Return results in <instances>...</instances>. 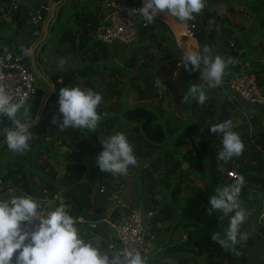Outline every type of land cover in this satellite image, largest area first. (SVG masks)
I'll return each instance as SVG.
<instances>
[{
    "label": "trees",
    "instance_id": "trees-1",
    "mask_svg": "<svg viewBox=\"0 0 264 264\" xmlns=\"http://www.w3.org/2000/svg\"><path fill=\"white\" fill-rule=\"evenodd\" d=\"M113 1L121 3L132 2V0ZM206 1L208 4V2L212 3L216 0ZM232 1L244 5V7H246L245 9L251 7V3L247 0ZM101 2L102 0H68L57 7L52 22L54 24H62L66 22V27L63 26L60 28L61 30L59 29V39L57 41L58 51L63 58L76 54V56L79 57V64L81 65L77 67H67L65 69H55L51 80L56 91H59L63 87H81L82 85L80 80L83 78L87 79L90 76L94 77L97 69L109 66L99 65L101 60L110 55V52L106 46L95 40L91 34V31L96 27L100 17L102 16ZM263 4L264 0H262L261 4L255 3L253 5L256 6V11L258 12L262 6H264ZM67 7L68 10H66ZM206 8L207 7H204V9L201 11L203 21L206 22L208 19L214 18V22H219L220 26L211 29L207 34H204L201 45L207 44L213 37L222 38L223 34L227 31H230V33L233 31V28L228 24V21L225 20L226 18L224 16H221L215 12H207ZM29 10V6L27 7L19 3L17 8L11 11L9 20L15 24V30L19 31L18 29L21 28V24L27 20ZM65 10L69 12L68 19L63 17V12ZM47 13L48 12L44 13V17ZM69 20L72 21V24ZM0 21H2V19H0ZM52 22L50 23L51 27L53 25ZM155 23L168 32V36L165 37V39H169L170 37L173 39L172 33L167 24L159 19H156L155 17L152 23H147L146 26L139 25L138 34L146 33L148 38H153V36H155V31H153ZM177 33H180V31L177 30ZM159 38V43L164 40L163 36ZM235 40L233 41V45H231V47H235L236 49L242 47L245 48V46H242L237 38ZM223 42L230 46L229 40L224 39V37ZM169 47L172 48V46ZM144 48H146V45L142 47L140 46L138 49H134L133 53L129 57L130 62L134 61L136 52L143 51ZM232 53H235V51ZM172 56V54L169 55V57L172 59H168L167 63L165 64H170L172 61H174ZM88 57L92 59V62L84 60ZM177 60H181V57L175 61ZM173 67L174 64L171 63V73L174 69ZM251 67H253V70L249 72L255 76L257 84L263 87L264 66L253 63ZM108 68L114 69L115 71L118 70L116 67ZM234 70H238L237 64L234 65L233 71ZM189 72L191 73V71ZM191 75L194 77L192 73ZM84 86L85 89H90V87L87 85ZM84 86L81 88H84ZM103 88L107 89L108 92L101 94L103 99L97 108L100 116L103 110L106 111L109 108L110 104L114 107L116 106L115 109H113L115 111V117H118L121 122H125L129 125L133 124V128L138 129L142 136L151 141L153 145L162 144L165 138V130L161 124V119L158 117L159 115L157 109L152 106H145L143 103L131 104V106L122 108L120 102L115 103V101L110 99L115 96L116 92H118L119 101L122 96L121 88L115 86L114 88L109 89L105 85H103ZM93 90L94 92H100L99 88H95ZM107 101L110 103L107 104ZM194 104V110H196L192 114L194 118L181 125L179 128L180 130L177 132L173 140V145L177 148H182V150L179 152V154L174 153L175 155L173 156V164L168 168L165 174L167 177L170 175L174 176V180L177 179L176 182H173L174 184H172L171 188L168 187L170 189V198L174 204L173 206L176 207L177 205L174 210L179 220H177L176 223H178V226L190 229L188 230V234L184 242L178 243L175 246V251L183 253L187 247L194 246L198 253L203 256L206 264H222V257L225 258L224 261L226 264H235L233 254L230 249L226 250L216 241H210L212 240L211 237L214 232L221 233L222 227L229 226V219L232 214H230L229 217H223L222 219V213L219 211H215L209 215L208 210L211 208V205H207L206 203L208 202L205 201V198H210L208 197V193L205 191V189L200 190L197 184H195L190 178L191 175L203 182L205 181L203 173H206L212 177V174L214 173L216 175L215 179L209 177L212 182L214 180L218 182H224L222 184L223 186L234 183L235 179H227L228 176L226 174L227 171L230 170L229 165H225L223 169H220L221 167L217 166L216 161L218 160L217 154L219 150L217 148L213 149L211 145L212 139L222 138V135L219 133L213 134L209 130L210 126L224 122L226 119L224 117V113L220 112L219 118L209 120L210 115L214 114L213 111L211 109L201 110L197 100ZM221 104L222 109H226L228 107V100L224 99ZM258 108L261 109L264 108V106H259ZM117 113H120L119 116H117ZM197 115L199 117L204 115L206 119L201 120L199 117H195ZM53 117L57 118V124H52ZM61 120L62 115L58 113L55 115L50 114L46 115L44 120L39 121L37 124L31 125L29 129L32 130L33 134L37 133L39 130L43 131V137L36 136L34 141L36 143H42L46 138L49 139V142H47L48 146L46 148H56L54 145H52L51 141H59L58 136L61 133V129H59L57 126ZM101 120L98 126L101 125V122L103 121ZM75 129L76 131L70 130L69 133H67V139L62 137L60 140L61 143L67 145V150L64 152L65 156L62 159L64 162V167L61 176L55 177L56 169L49 163H46V166L48 167L47 169L51 170L52 174L44 176L41 173H38L39 171H36V173H38L42 178L44 189H46L49 194L48 198L54 199L56 206H59L61 203H63L66 206L69 214L74 218H78L79 216H89L87 210L92 207L90 198L92 191L101 185L110 186L115 179L119 178L120 175L102 172L99 169L98 164L87 166L83 163L81 159L83 155L92 156L94 158L103 150V148L102 146H96V142L99 141V135L96 133L98 132V128L94 133L85 128ZM252 134L256 137L258 148L256 149L255 147L250 146V160L256 159V161L254 160L255 163L253 168L259 172L264 167V161L262 159H257L258 154L261 153L260 151L264 149V133L258 131L256 133L252 132ZM240 138L243 142L248 138V136L242 132ZM46 148L42 150L46 151ZM56 150H58V148ZM183 163L188 165V171L183 170ZM18 168L19 167L17 166L14 168L8 167L4 172H2L0 177L3 180V183L9 181L16 186H22L23 188L25 187L28 193L31 194V197L38 201L40 206L43 205L45 198L44 193L34 192V183L30 179V174L27 172V177L23 175L25 179H22L21 176L19 177L17 175ZM246 168L249 167L244 165L243 159L238 158L234 170L238 173V176H243L245 179L241 194L239 195V200L241 201L244 198L250 203L255 204L259 201L261 193L257 192V190L254 188V184H261L263 181H261L262 178L259 174L247 173ZM179 176L183 177L184 182H180ZM180 192H183L182 195L178 194ZM249 193L254 194L253 199L248 198ZM257 193L258 196L256 195ZM147 194V196L152 195L151 192H148ZM101 195L103 196V199L106 200L107 195ZM58 196H61L63 201H60ZM151 200L155 201L156 199L152 198ZM97 210L98 209H95L94 215L91 216L92 218H96L95 214L98 213ZM169 211L170 209H168V212ZM221 237L224 238L223 236ZM238 238L239 243L235 245L236 252L241 249L240 247L242 243L239 236Z\"/></svg>",
    "mask_w": 264,
    "mask_h": 264
},
{
    "label": "crops",
    "instance_id": "crops-1",
    "mask_svg": "<svg viewBox=\"0 0 264 264\" xmlns=\"http://www.w3.org/2000/svg\"><path fill=\"white\" fill-rule=\"evenodd\" d=\"M9 1L10 0H6L4 6L1 7L0 10H2L3 8L5 9L8 4L7 2ZM233 4L235 5V2H233L232 0H216L212 3L208 2V4L206 1L205 7H207L206 8L207 12H215L220 15L222 13L217 11V8L219 6L226 5L230 7ZM21 5H25L27 7L29 6L27 1H22ZM194 15H195V18L193 20L182 22V21H179L175 17L167 15L166 11L160 12L157 14L155 18L167 24V26L169 27L172 33L173 39L171 37L169 39H165V37L168 36V32L165 31L162 27H160L157 23H155V27L153 28V31H155L154 32L155 36L164 37V40L162 42L159 43L158 40L155 38V36H153V38L152 37L148 38L147 37L148 35L146 33L138 34L137 40L134 42L135 48L138 46L142 47L144 45L151 46L152 48L159 47L160 55L159 56L152 55L151 51H147L146 53H143V56L145 57V61H141V63H139L136 69H134V71L132 72L133 75L140 77L142 81L143 89L139 92V95L137 96L139 100L134 101L133 103H130V104L143 103L145 106L154 107L159 112L158 117L161 119V122L165 123L166 126H167L166 119L168 118L170 120H175L178 123L179 122L181 123L183 120H186L189 115L188 110H187L188 104L192 103L190 104L191 105L190 110L192 114L196 111L194 110L195 108L194 103L196 102L195 98L189 97V99L186 101L182 100L183 96L187 95L188 88L193 84H197L201 88H203V90L205 91V94L208 97V99L205 101L203 105L198 103L201 110L219 109L218 113L223 112L226 120H230V116L233 115L234 113L238 115H244L242 111L235 110L230 101H228V107L226 109H222L221 103L223 102V100L222 101L220 100L222 96L218 94L217 92H215L212 88H209L207 86V83L204 82L203 80H200L195 76L193 77L191 73L188 70H186L183 66L178 68L176 75L173 76V74L171 73V68H170L171 66L169 64H165L167 63L168 59H172L169 57L170 54L173 55L172 57L174 59V61H172L171 63L174 64L176 62L175 61L176 59L182 57L183 55H185L186 53L190 51H199L202 53V50L205 46L210 48L211 55L213 57H215L216 55H220L222 58H225V59L229 57L230 52L227 48V45L223 41L219 42L220 45L218 43L212 42V40L204 45H199L196 42V40L193 37V33L198 31L200 27H204V31H203V36H204V34H207L210 32L209 29L211 27L208 26L209 20L212 19V22H214L215 20L214 18H210L206 22H204L203 17H202V12L199 14H194ZM25 23H26V20L24 23L21 24V27H23ZM8 24L9 26L11 25V26H14L15 28V24L13 22H10L9 19L6 22V25ZM191 25H193L192 33L185 34L184 33L185 29L191 28ZM177 30H179L180 33H177ZM24 32L25 31L21 29H20V32L15 30L14 31L15 34L11 35L10 38H12L13 36H16L17 38L22 37L23 39V36L26 33ZM227 32L230 33V31H227ZM49 33L50 32H49V26H48L47 35ZM36 36L37 35H35V39H36L34 41L35 43L37 42V38H38V37L36 38ZM33 38L34 37L28 36L26 39H23L22 41L19 39L14 40L13 38V41L14 43L28 44L29 41L32 40ZM45 39L42 42H44ZM5 40L8 43V39L6 38ZM11 46L14 48L15 45H11ZM169 46H172V48ZM37 47L38 45L36 46L35 51H34V58L36 56L35 55L36 52H38L39 54V50ZM122 50H123V53H126L125 49H119L113 52L109 51L110 55L106 57L105 59L101 60L99 65H110V63L114 59L113 65L115 64L114 66L118 69L117 70L118 72L121 71V73H123V72H126V70L128 71V69L125 66L126 60L122 59V57H117L118 55L122 56V53L120 54ZM251 56H253L250 59L251 65H252L255 56L253 54H250L249 57ZM232 61L233 62L226 68L225 74L226 73L230 74L231 72L235 71V70L233 71V67L234 65H236L238 61L236 63H234V59H232ZM159 63L161 64L164 63V64H162L161 66H158V68L157 66L154 68V66ZM35 64H36V59H35ZM60 64H63V63H60ZM80 65L81 64H76L72 67H77ZM152 69H153V72H152ZM101 70L102 68L97 69L96 74H94V77H91V76L88 78L86 77L87 79L83 80V82L82 80H80L81 85L82 86L87 85L88 87H90L91 90L95 88H99L100 94H105L106 89L102 88L104 84L101 82V80H98L96 78V75H98V72L105 73L107 71V70H104L101 72ZM46 80L48 79L46 78ZM112 80H113L112 84L114 86H119L120 84L119 77L117 79L112 78ZM157 80L161 83L160 86H158ZM51 83L52 82H50V85H51L50 91L44 98L43 105L41 109L39 110V115H38L39 121L44 120L46 118V115H50V114L55 115L57 113L62 115L59 112V104H58L59 91H56L54 89V86L52 87ZM82 89H85V86ZM45 90H42V91L35 90L34 95L41 94ZM107 92L108 90L106 91V93ZM118 94L119 93L116 92L115 96L110 98L111 100L115 101V103H119ZM121 97L123 99V95ZM109 103L110 102L107 101V104ZM36 104H37V99H35V105ZM238 105H241V104L238 102ZM115 107L110 104L109 108L106 111L103 110L101 113V119L103 120L101 121L103 123L101 122V125L97 127L98 132L96 133L99 135V141L96 142V146H102L100 139L102 140L107 139L109 136L115 134L116 132H122L126 134V132L128 133V131H130L134 133L132 137L128 135H125V136L127 137L129 143L131 144L133 148V153L135 157L137 158L138 164L137 166L134 167L133 177L129 178L130 183L127 180V175H120L119 177H121L124 181V185H123L124 189H122L121 191L122 192L121 196L127 198L129 202H134L135 200H132L133 198L137 200L135 202V205L138 207L145 224L147 223L146 225L148 226L149 230L152 231L157 236L156 242L151 252V255L147 260V264H206L203 259V256L198 253V251L194 248V246L187 247V249L183 253L175 251V246L178 243L184 242L188 234V230L190 229L182 227V226H178V223L176 222L179 219L174 210L177 207V205L176 207H174L172 200L168 199V195L170 192V189L168 187L171 188L172 184H174L173 182L177 181V179H175L174 181V176L172 175L168 177L165 176L168 168L173 164V153H172V150L170 149V146L167 144L166 145H162V144L153 145V144H148L145 142L141 143L140 141L141 136L139 137L138 135L139 134L138 129L133 128L134 127L133 124L129 125L125 122L123 123L119 120L118 117H115V111L113 110L115 109ZM251 108H254V107H248L247 105L243 106V110L247 114H251L253 112H255V116H259V114H262V110H260V108L256 107L255 111H253V109ZM229 109L232 112L229 111ZM119 114L120 113H117V116H119ZM33 115H34V110H33V113L32 112L30 113V116L32 118H33ZM213 115L214 114H211L209 120L214 119L212 117ZM195 117H199V116L197 115ZM199 119L204 120L206 118L204 115H202L199 117ZM244 119L247 124V128L244 130L246 131L248 130L247 134H249L250 122L248 121V117L246 118L245 116ZM35 121L33 123H35ZM10 122L11 121L6 119L4 125ZM167 128L168 130L169 129L173 130L174 127L169 128L167 126ZM70 130L76 131L75 128L73 129L68 128L65 130H60L61 133L58 136L59 141L51 142L52 145L56 147L54 149H57L59 147L60 150H62L61 152L60 150H58L59 154L56 153L58 155V158L57 157L56 159L54 158L55 162H54L53 167H55L56 169L55 177H59L63 173L64 162L62 161V159L65 156L64 152L67 150V145L64 143H61L60 140L62 139V137H64V139H67L68 137L67 133H69ZM42 132H43L42 130H39L37 133L42 134ZM37 133L33 134L32 137L34 139ZM30 141H32V138ZM211 145L213 149L217 148L218 150H222V148L220 147L221 143L219 141L218 142L213 141ZM98 155H96V157L94 158L92 156H88L87 158H85L84 157L85 155H83L81 159L85 165H87L86 159H88L91 162L90 165H94L96 164V158ZM238 158L239 157H234L233 160L228 162L227 165H229L230 167L229 169H235ZM59 159H61V161H56ZM90 165H87V166H90ZM184 165L185 163L182 164V167ZM58 166H59V169H57ZM183 170L187 171L184 167H183ZM38 173H40V171ZM34 174H37V173L34 172ZM258 174L261 176L262 178L261 181H263L262 185L264 186V167L258 172ZM42 175L44 174L42 173ZM37 176L40 177L39 174H37ZM190 178L193 180L195 184H197V186H200L199 185L200 181L198 179H196L194 176H191V175H190ZM22 179H25V178H22ZM179 179L183 180V177ZM41 181H42V178H41ZM133 183H135V186L132 185ZM99 187L95 188V190H93L90 195L92 207H90L87 210L89 216H84V217L79 216L78 218H81V221H78V223L76 224V227L80 231V236L86 242H91L94 246L99 247L102 252H105L106 244L111 239L115 238L112 224H113L114 219L118 215V210L114 208L113 196L115 194H120V193L116 191V193L111 194V190L109 189L108 186H104V189L100 191ZM42 191L44 192V197H48L49 195L48 191L46 189H42ZM148 192L152 193L151 195L152 197L147 196ZM182 193L183 192H180L178 194L182 195ZM101 194L107 195L106 200L103 199V196ZM20 195H27L31 197V194L28 193L25 187L23 188L22 186H16L9 181L4 182L0 186V200H10L13 196H20ZM152 198L156 200L153 201L151 200ZM45 199L46 198H44V204L49 205V202H47V199L45 201ZM95 209H98L97 210L98 213L95 214L96 218H92L91 216L94 215ZM168 209H170L169 212H168ZM253 224H254L253 226L255 227V229L260 228V230L263 231L264 233V225H262L263 227L258 226L255 220H253ZM251 245L253 246L252 249L256 252V257L253 258L252 260L254 261L259 256V254L257 255V252L260 253L264 250L262 248L260 249V251H257L259 247L260 248L264 247V238H263V241L252 242ZM262 262L264 263V260L261 261V263Z\"/></svg>",
    "mask_w": 264,
    "mask_h": 264
},
{
    "label": "clouds",
    "instance_id": "clouds-1",
    "mask_svg": "<svg viewBox=\"0 0 264 264\" xmlns=\"http://www.w3.org/2000/svg\"><path fill=\"white\" fill-rule=\"evenodd\" d=\"M205 3L206 0H143V6L138 13L149 24L158 13L165 11L167 15L186 22L193 20L194 14L201 13ZM181 61L186 70H199L200 78L206 81L209 88L221 85L226 68L233 62L231 57H213L207 46L202 53H186ZM61 63L64 61L61 60ZM189 97L195 98L201 105L208 99L203 88L197 84L188 88L187 95L182 100L186 101ZM102 99L100 93L91 89H82L79 86L61 88L58 104L62 120L58 123V128H85L94 133L101 120L97 108ZM22 108L23 102H13L5 86L0 84V117H7L14 125L12 128H0V131L5 136L8 149L20 154L28 150L32 138L29 131L32 117L27 109L21 114ZM52 123L57 124L56 117H53ZM209 130L213 134L222 135V150L217 154L218 159L229 161L234 156L242 155L244 143L239 134L232 131L230 120L212 125ZM100 142L103 150L97 156L96 163L102 172L126 175L130 166H137V158L124 133L116 132L107 139H100ZM244 183V177L238 176L234 183L217 187L215 194L209 198V215L219 211L222 219L232 214L225 237L221 238L216 232L211 237L226 250L235 251V245L239 243L238 236L243 238L240 229L247 219V212L241 207L239 195ZM39 209V202L27 195L0 200V264H147L139 251L129 252L117 262L110 259L99 247L86 242L76 227L77 218L69 214L63 203L46 217L41 216ZM34 220L39 223L30 230L28 226Z\"/></svg>",
    "mask_w": 264,
    "mask_h": 264
},
{
    "label": "rangeland",
    "instance_id": "rangeland-1",
    "mask_svg": "<svg viewBox=\"0 0 264 264\" xmlns=\"http://www.w3.org/2000/svg\"><path fill=\"white\" fill-rule=\"evenodd\" d=\"M5 1L6 0H0V8L4 6ZM16 1H20V4L22 1H27L29 8H31L35 3H40V2H47V3H49V7H50L52 2H55L58 0H16ZM67 1L68 0H60L58 2V4L54 6L53 18L55 16L57 7L60 4H62L63 2H67ZM103 1L104 0H102V2ZM247 1L251 3L250 4L251 7H249L248 9H245L246 7H244V5H242V4H239L238 2L235 3V5L233 4L230 7L225 5V6H219L217 8V11L222 13L220 15L224 16L226 18L225 20L228 21V24L233 28V31L230 34L228 32L224 33L223 37H224V39L229 40V42H233L237 38L238 41L242 44V46H245V48L242 47V48L236 49L235 47H231V46L227 45V48L230 52L229 57L234 59V63H236L237 61L240 63H243L244 58L247 59L250 54H253L255 56L253 62H255L261 66H264V61L258 62L256 60V59L264 58V23H263V21H264V6H262V8L258 11L259 12L258 13L256 11V6L253 4H255V3L261 4L262 0H257V1L256 0H247ZM102 2H101V6H102ZM66 10H68V7L66 8ZM66 10L63 12L64 13L63 17L68 19L69 18L68 17L69 12ZM0 12H1V10H0ZM48 16H49V10L45 16V19L42 22L41 31L38 34L37 33L35 34V35H37L36 38L38 37L37 41L41 37V35L43 34V25H44L45 21L47 20ZM8 17H10V16H8ZM8 17L7 16L4 17L5 22H4V19H2V21H0V46L2 48H4V50L11 51V50H13V47L11 45H16V43H14V41H13V38H14V40L19 39L22 41L23 39H26L28 36L30 37V35L28 33L24 32L25 35L23 36V39H22V37L17 38L16 36H13L12 38H10L11 35L15 34L14 33L15 28H14V26H11V25H10L11 26L10 27L9 24L6 25V22L8 21V19H7ZM53 18L49 22V25L53 21ZM69 21L72 24V21L71 20H69ZM219 24H220L219 22H212V19L209 20L208 26L211 27L209 29V31L213 28L219 27L220 26ZM65 25H66V22H64L62 24H59V23L54 24L53 23L52 27L50 25L49 26V32L50 33L47 35L45 41L38 44L37 48L39 50V54H38V52L35 53V55H36L35 56V59H36L35 65L37 68H39L43 77H40V76L35 74V80L33 82V86L35 87V90H37V91H39V90L42 91V90H45L47 88L46 81H45L46 78L50 82H52L51 77H52L56 68L65 69L69 66L72 67V66L80 63L79 57H77L76 54L69 55V56L63 58L60 55V52L58 51L57 41L59 39L58 38L59 29L63 26L66 27ZM28 27L29 26L27 25V20H26L25 25L23 27L19 28V32H20V29L23 31H29ZM35 35H34V38L32 40H30L29 43L26 45V47L29 49V51H31V47L35 43L34 42L36 40ZM223 37L222 38L213 37L211 40H212V42L219 44L220 41H223ZM6 38L8 39V43L6 41H4ZM155 38L158 41L160 40V38L157 36H155ZM134 42L131 44H128V45L115 43V44H112L110 46H107V45L103 44L111 52L119 50V49H125L126 50V53H123V50H122L120 52V54L122 53V56L118 55L117 57H122V59L126 60L125 66L128 69V71L126 70V72L121 73V71L118 72V71H115L114 69L108 68V67H113V68L115 67L114 66L115 64L113 65V62H114V59H113L108 67L102 68L101 72L104 70H107L105 73L98 72V75H96V78L98 80H101V82L106 87H108L109 89H112L115 87L112 84V81H113L112 78H114V79H117L118 77L120 78L119 86H120L121 91H122L123 99L121 97L119 102H120L122 108H125L127 106H131L130 103H133L134 101L139 100V98L137 96L139 95V92L143 89L142 81H141L139 76L137 77L136 75H133L132 72L134 71V69H136V67L139 65V63H141V61H145V57L143 56V53L144 52L146 53L147 51H151L152 55H158V56L160 55V48L159 47L158 48H152L151 46L146 45V48H144L143 51L136 52L135 59H134L135 62L134 61L130 62L129 57L133 53V50L138 49L140 47V46H138L135 48ZM227 43H228V41H227ZM233 51H235L236 54L232 53ZM252 57L253 56L249 57V59H251ZM61 60L64 61L63 64H60ZM84 60H87L88 62L89 61L92 62V59L90 57L85 58ZM161 65H162L161 63L156 64L154 66V68L156 66L158 68V66H161ZM169 65L171 66V64H169ZM152 72H153V69H152ZM83 80H86V79L83 78L82 82H83ZM51 84L53 87L54 86L53 83H51ZM83 84H85V83H83ZM81 87H83V86H81ZM212 89L214 90V88H212ZM106 91H107V89L105 90V93H106ZM215 92H217L219 94L218 91H215ZM220 100L222 101V100H224V98L221 97ZM35 107H36L35 104L30 105V106H23V108L21 109V114L23 113L24 109H27L29 114L31 112L33 113V110H35ZM251 109H253V111H255L256 107L251 108ZM187 110H188L189 115H188L187 119L183 120L181 123H178L175 120H170L169 118L166 119L167 126L169 128L174 127L173 130H170V129L168 130L165 123H163V122L161 123L164 130H165V138L162 142V145H166V144L169 145L170 149L172 150L173 156L175 155L174 153L179 154V152L182 150L181 148H177L173 145V140H174L177 132L180 130L179 128L181 127L182 124H184V123H186V122H188L194 118L192 116V113L190 110V104H188ZM218 110L219 109H217V110L212 109V111L214 113V115L212 117L214 119L218 118V116H219ZM260 110H262V114H259V116H255V112H253L251 114H247V116H246V118L248 117V121L250 122V125H249L250 128L249 129H251V131L255 132V133L258 131L262 132L264 130V108H261ZM229 111H231V110L229 109ZM158 114H159V112H158ZM244 117H245L244 115H238L236 113H234L233 115L230 116V121L232 122V131L238 133L239 136H241L242 132H243V134H246L248 136V134H247L248 130L247 131L244 130L247 128V124L245 122ZM38 122H39V118L36 119L35 123L37 124ZM35 123H33V124H35ZM29 131L32 133V136H33L32 130L30 129ZM39 135L41 137H43V134H41V133L36 134V136H39ZM125 135L132 137L134 135V133L128 131V133L126 132ZM138 135H139V137L141 136L140 137L141 143L145 142L148 144H152V142L147 140L144 136H142V134L140 132ZM213 141H216V142L219 141L221 143L220 147L222 148V138H214V139H212V142ZM47 142H49V139L45 138L44 142L36 143L34 141V138L32 137V141H29L28 150H26L23 154L10 151L7 147L6 142H3L2 144H0V174L2 172H4L8 167L14 168L15 166H17V167H19L17 175L24 178V176L27 177V172H28L30 174V179L34 182V185H33L34 192H36V193L43 192L42 189H44V184L41 181V176L38 177L37 176L38 173L37 174H33V173L36 171H40V173L41 174L43 173L44 175L52 174L51 170L47 169L48 167L46 166V163H49L50 165L53 166L56 157L58 158V155L56 153L59 154L58 150H60L59 147H58V150L52 149V148H49V149L46 148L48 146ZM51 142H53V141H51ZM243 142H244V146H245L244 151H243L242 155H240L238 157L243 159L244 165L249 167V168H246L247 173L258 174L257 170H255L253 168L256 159L253 158L255 161L250 160V145L248 143V138L246 140H244ZM45 148H46V151L42 150ZM61 151L62 150H60V152ZM260 152L261 153L258 154L257 159L258 160H260V159L264 160V155H263L262 150ZM84 157L87 158L88 156L85 155ZM234 157H232L229 161H223V160L218 159L216 161L217 166L221 167L220 169H223L224 166L228 164V162H230L231 160L234 159ZM56 161H61V159L56 160ZM14 163H16V164H14ZM86 164L90 165L91 162L88 159H86ZM186 165L187 164H185L183 167L188 171L189 167H188V165L187 166ZM57 169H59V166L57 167ZM133 172H134V167L130 166L128 169V172L126 174L128 181H129L130 177L131 178L133 177ZM203 174H204L203 176H204L205 181H203V182L200 181L199 185L201 187L198 186V188L200 190L205 189V191L208 193V197H211L212 195L215 194V189L217 187L222 188V187L228 186V185L223 186L222 184L224 182H218L215 180L212 182V180L209 179V177H212V176H209L206 173H203ZM212 175H213L212 179L213 178L215 179L216 175L214 173ZM179 178H181V176H179ZM227 179H229V178L227 177ZM115 180L108 187L111 190V194L116 193V191H118V193L121 194L122 189H124L123 188L124 181L121 177H119ZM180 181L184 182V179L180 180ZM132 182H134V181H132ZM129 183H130V181H129ZM262 184L263 183H261V184L255 183L254 184V188L257 190V192H260L261 194L264 193V190H263L264 186ZM132 185L135 186V183H133ZM144 186H146V185H144ZM256 195L258 196V193ZM170 196L171 195L169 193V195H168L169 200H171ZM45 198L47 199V202H49V205H47L48 207H52L53 205H56L54 199H50L48 197H45ZM131 198H133V197H131ZM248 198L253 199L254 194L249 193ZM46 199H45V201H46ZM124 199L128 200L125 197H124ZM132 200H135L134 202H132L134 204L137 201L134 198ZM205 201L208 202V203H206L207 205H210L209 204V198H205ZM241 205L243 207L244 204H241ZM252 205L254 207H256L255 205H257V202L255 204H252ZM253 225H254L253 224V218L247 217L246 221L242 224L241 230H240L241 236H243L242 239L240 238L242 241L241 247H240L241 249L238 252L230 249L232 251L233 257L235 258V260H234L235 264H249V263H251L253 258L256 257V252L252 249L253 246L251 244H252V242H256V241H263L264 233H263V231L260 230V228L255 229V227ZM227 229H228V226H224V227H222L221 233L220 232H216V233H219V234H221L220 236L225 237ZM210 241L212 242L213 240H210ZM262 248L264 249V247H261V248L259 247L257 249V251H260V249H262ZM237 253H239V254H237ZM258 254H259L258 258L256 260L252 261L251 264H264L263 262L261 263V261L264 260V250L260 253L257 252V255ZM259 257H261V258H259ZM224 259H225L224 257L221 258L222 264H226Z\"/></svg>",
    "mask_w": 264,
    "mask_h": 264
},
{
    "label": "built area",
    "instance_id": "built-area-1",
    "mask_svg": "<svg viewBox=\"0 0 264 264\" xmlns=\"http://www.w3.org/2000/svg\"><path fill=\"white\" fill-rule=\"evenodd\" d=\"M7 3L6 8H3L0 12V19H4V21V17L10 16L11 11L17 8L20 1L10 0ZM142 6L143 0H132L131 3L104 0L101 6L102 16L96 27L91 31L92 36L95 40L107 46L115 43L126 45L133 43L138 36V26L147 25V22L138 13ZM48 10L49 3L47 2L35 3L30 8L27 16L29 31H25L30 37H34L36 33L38 34L41 31L42 22L45 19L44 13ZM192 28L193 25H191V28L185 29L184 33L191 34ZM26 45V43H16L11 51L4 50L0 46V84L5 86L13 102H23V106H30L35 104V87L33 86L35 73L30 65V51ZM229 45H233V42H229ZM256 60L262 62L264 58ZM236 64L238 70L230 74L226 73L221 85L215 87L214 90L218 91L222 98L230 101L235 110L242 111L247 116L243 106H264V86H259L255 76L250 73L253 67H251L249 58H244L243 63L237 62ZM181 66H183L181 60L174 63L173 76L176 75L177 69ZM189 66L191 68V65ZM191 73L198 79L203 80L200 78L199 70L191 71ZM238 102L241 105H238ZM6 119L7 117H0V127L4 125ZM248 143L250 146L258 148L256 137L250 129ZM262 152L264 155V149H262ZM227 176L236 179L238 173L234 169H230L227 171ZM2 184L3 180L0 177V186ZM103 189L104 186L99 187L100 191ZM113 200L114 208L118 210V215L112 224L115 238L106 244L105 253L109 255L110 259L113 258L119 262L129 252L139 251L148 260L156 242V235L149 230L134 203L125 200L121 194H115ZM240 203L244 204L243 208L247 212V217L253 218L258 226L264 225V193L261 194L257 205H255L256 207L244 198ZM55 207L57 206L41 205L39 209L41 216L46 217ZM77 220L81 221V218H77ZM38 223V220H34L28 226L29 229H34Z\"/></svg>",
    "mask_w": 264,
    "mask_h": 264
},
{
    "label": "water",
    "instance_id": "water-1",
    "mask_svg": "<svg viewBox=\"0 0 264 264\" xmlns=\"http://www.w3.org/2000/svg\"><path fill=\"white\" fill-rule=\"evenodd\" d=\"M59 1L60 0L51 3V5L49 7V16H48V18L45 21L44 26H43V35L31 47V51H30V65L32 67L33 72L36 75L40 76V77H43V76H42L39 68H37L36 65H35L34 51H35L36 46L45 39V37L47 35V28H48L49 22L51 21V19L53 18V15H54V6L57 5ZM203 31H204V27H200L198 31L193 33V37H194V39L196 40V42L199 45L202 44ZM45 81H46V86H47L46 90L43 93H41V94H35L34 95V98L37 99V104H36V107H35V110H34L33 118L31 119V121H29L30 125H32L33 122L38 118L39 110L41 109V107L43 105V100H44V98L46 97V95L50 91V87H51L50 82L48 80H46V79H45ZM157 82H158V86H160L161 83L158 80H157ZM3 127L12 128V127H14V125H12L11 122H10V123H7V124L1 126L0 128H3ZM3 142H5V136H4L3 132L0 131V144H2ZM241 191H242V188H241ZM240 194H241V192H240ZM58 198H59L60 201H63V198L61 196H58Z\"/></svg>",
    "mask_w": 264,
    "mask_h": 264
}]
</instances>
